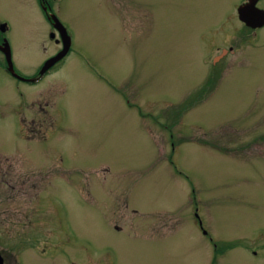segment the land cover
I'll return each instance as SVG.
<instances>
[{
    "label": "rangeland",
    "instance_id": "rangeland-1",
    "mask_svg": "<svg viewBox=\"0 0 264 264\" xmlns=\"http://www.w3.org/2000/svg\"><path fill=\"white\" fill-rule=\"evenodd\" d=\"M240 1L48 0L71 46L32 81L0 47L7 264H245L264 243V26ZM1 21L22 76L63 47L40 0H0Z\"/></svg>",
    "mask_w": 264,
    "mask_h": 264
},
{
    "label": "flooded vegetation",
    "instance_id": "flooded-vegetation-1",
    "mask_svg": "<svg viewBox=\"0 0 264 264\" xmlns=\"http://www.w3.org/2000/svg\"><path fill=\"white\" fill-rule=\"evenodd\" d=\"M258 1H260V0H241L240 1L241 5L242 4L243 5L244 4L245 5H248L249 4L248 6L250 8V12L247 13V14H240V15H238L239 18H240V20H242L247 25H251L254 30H258L259 28H261L262 26H264V6L263 5H260L258 3ZM40 2H41V7H42L45 15L50 20V23L52 25H54L53 20L49 17V13H51L53 11L50 8V5H49L48 0H40ZM44 6H46V7L44 8ZM258 14H259V19L257 17ZM0 25H1V28L3 29L2 31H6L8 29V25L5 24V23H3V21L0 22ZM2 31H0V47L3 48V50H4L5 47H3V45H1V43L3 42V38L5 37V34H4L5 32L2 33ZM50 36H54V32L53 31L50 32ZM60 37H61V40L60 41L62 42V44H64V42L66 44V42L68 40L67 37L64 36L65 37V39H64L61 36V34H60ZM56 39L57 38H55V40ZM223 49H225V48H223ZM69 51H70V47H69L67 53ZM60 60L54 62L49 67V69L53 65H55L57 62H59ZM43 63H44V61L42 62L41 66L43 65ZM6 66H7V64H6ZM49 69L46 72H48ZM190 212L193 213V216H194L193 220H194V223L197 224L198 234L201 235V237L203 236L202 238L205 241L204 244H206L208 246V248H209V249H206V250L204 249L203 250L202 248H203L204 245H203V243H201L199 245V247L201 249V251L198 252L199 255H203L204 253L205 254H209L210 253L211 257L216 258L218 256L219 251L222 250V247L220 246V243H219V237L218 238L215 237L214 234L204 224V222L202 220V215L200 214V212L198 210L197 204H195L193 206V210L190 211ZM58 222H59V225L61 226L60 227V230H61V232L63 234V238L66 241V244L69 245L68 247H70L71 250H72L73 240L75 238V228L72 227V224H71V222L69 220L68 221H66V220H63V221L60 220ZM115 227L117 228L118 226L115 225ZM253 238L255 239L256 237H253ZM254 239H251V240H254ZM231 241H233V240H231ZM245 241H247V240H245ZM227 243H229V242H227ZM206 245H205V247H206ZM247 246L248 245H245V249H247L246 252H249V253L246 256V263L245 264H253V263L250 262L251 259H255L257 261L256 264H264V243L262 245H257V246L252 247V248L251 247H247ZM68 247H66L65 249H59L58 248V250L55 249L54 251L51 250V252H50L51 255L50 256H52L55 251H63V250H66ZM101 257H103L107 261V264H111L113 262V260H114V257H109V258H106L104 256H101ZM7 258H9V255L8 254H5L4 251L0 249V264H7ZM72 258H73V260L66 262V264H75V261H77L78 259L76 260L75 257H72ZM14 264H25V263L23 262V259H21V258L19 259L16 256L14 258ZM219 264H231V263H219Z\"/></svg>",
    "mask_w": 264,
    "mask_h": 264
},
{
    "label": "water",
    "instance_id": "water-1",
    "mask_svg": "<svg viewBox=\"0 0 264 264\" xmlns=\"http://www.w3.org/2000/svg\"><path fill=\"white\" fill-rule=\"evenodd\" d=\"M46 6H44L45 8ZM49 17L53 20L54 22V26L59 30L61 36L65 39L64 36L65 35V31L63 30V27L60 23V21L58 20V18L56 17V15L54 13H49ZM7 44V42L5 43ZM8 46V44H7ZM4 52L6 54V58H7V63H8V68L9 70L12 72V74L16 75V76H19L21 77L19 74H17L13 68V65H12V60H11V57H10V51H9V47H6L4 46ZM67 42H66V45H65V42H64V46L63 48L57 52L55 55L51 56L50 58H48L47 60H45V62L43 63L41 69H40V73H42L47 67H49L54 61H56L57 59H59L66 51H67ZM27 79H33V78H27Z\"/></svg>",
    "mask_w": 264,
    "mask_h": 264
}]
</instances>
